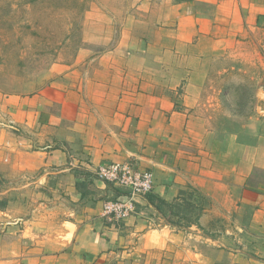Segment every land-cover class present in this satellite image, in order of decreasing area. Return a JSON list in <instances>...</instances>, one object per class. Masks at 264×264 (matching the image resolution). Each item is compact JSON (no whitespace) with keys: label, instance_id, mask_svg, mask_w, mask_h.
<instances>
[{"label":"crops","instance_id":"obj_1","mask_svg":"<svg viewBox=\"0 0 264 264\" xmlns=\"http://www.w3.org/2000/svg\"><path fill=\"white\" fill-rule=\"evenodd\" d=\"M50 76L0 91V264H264V0H100ZM124 162L187 220L105 217L124 191L96 172Z\"/></svg>","mask_w":264,"mask_h":264},{"label":"rangeland","instance_id":"obj_2","mask_svg":"<svg viewBox=\"0 0 264 264\" xmlns=\"http://www.w3.org/2000/svg\"><path fill=\"white\" fill-rule=\"evenodd\" d=\"M99 1L0 0V91L30 95L49 84L52 66L73 60L82 47L84 17ZM251 62L256 64L255 58ZM241 70L226 80L235 85L230 95L237 104L256 90L258 68Z\"/></svg>","mask_w":264,"mask_h":264},{"label":"built area","instance_id":"obj_3","mask_svg":"<svg viewBox=\"0 0 264 264\" xmlns=\"http://www.w3.org/2000/svg\"><path fill=\"white\" fill-rule=\"evenodd\" d=\"M98 178L124 191L125 196L104 203V216L126 221L137 210L136 200L155 190V176L151 171L138 169L131 162L104 164L96 172Z\"/></svg>","mask_w":264,"mask_h":264},{"label":"trees","instance_id":"obj_4","mask_svg":"<svg viewBox=\"0 0 264 264\" xmlns=\"http://www.w3.org/2000/svg\"><path fill=\"white\" fill-rule=\"evenodd\" d=\"M126 194H120L121 197L125 196ZM119 196V198H121ZM118 197L114 200L116 201L119 199ZM146 199L150 204H152L159 214L165 218L170 224L175 226L181 225L180 219H185L186 215L191 212L193 209V205L190 202H187L185 205L180 207L179 205H172L167 203L165 200L161 199L160 197L155 196L154 194H149ZM173 218H178L177 221H174ZM189 223V222H186Z\"/></svg>","mask_w":264,"mask_h":264}]
</instances>
